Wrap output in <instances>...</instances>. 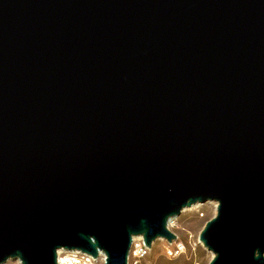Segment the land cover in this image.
<instances>
[{
    "label": "water",
    "instance_id": "obj_1",
    "mask_svg": "<svg viewBox=\"0 0 264 264\" xmlns=\"http://www.w3.org/2000/svg\"><path fill=\"white\" fill-rule=\"evenodd\" d=\"M207 201V264H264V0H0V264Z\"/></svg>",
    "mask_w": 264,
    "mask_h": 264
},
{
    "label": "rangeland",
    "instance_id": "obj_2",
    "mask_svg": "<svg viewBox=\"0 0 264 264\" xmlns=\"http://www.w3.org/2000/svg\"><path fill=\"white\" fill-rule=\"evenodd\" d=\"M213 202L207 201L194 208H183L174 219L173 225H170L169 229L177 236V240L184 244L180 254L175 257L170 256L166 249L168 242L159 238L153 241L148 255L140 264H207L212 254L199 241V233L206 221L216 213ZM63 254H61L62 264H67L68 256L63 257ZM3 264L18 263L10 258ZM94 264H104V261L96 258Z\"/></svg>",
    "mask_w": 264,
    "mask_h": 264
},
{
    "label": "built area",
    "instance_id": "obj_3",
    "mask_svg": "<svg viewBox=\"0 0 264 264\" xmlns=\"http://www.w3.org/2000/svg\"><path fill=\"white\" fill-rule=\"evenodd\" d=\"M172 225L173 224H171V226ZM150 248L151 247L144 243V239L141 235L134 236L131 240V245L128 250L127 264H140L141 261L148 255ZM166 249L170 256L175 257L183 251L184 244L177 240L176 236L172 242H168ZM66 254L68 255L67 264H94L96 258L101 259V255L99 254L97 257L92 258L90 254L80 250H67ZM103 258L105 260L104 255Z\"/></svg>",
    "mask_w": 264,
    "mask_h": 264
},
{
    "label": "bare ground",
    "instance_id": "obj_4",
    "mask_svg": "<svg viewBox=\"0 0 264 264\" xmlns=\"http://www.w3.org/2000/svg\"><path fill=\"white\" fill-rule=\"evenodd\" d=\"M216 201H214L213 202V204H214V206L216 207V203H215ZM197 205H199V203H195V204H193V205H191V206H189V207H186V208H194V207H196ZM176 217H173V218H171L169 221H168V223H167V226H168V228H170V225L171 224H173L174 223V219H175ZM66 252H67V250H64V249H58L57 250V264H62V261H61V254L62 253H64L63 254V257H65L67 254H66ZM98 254L99 255H101V259L102 260H104V258H103V253L101 252V251H99L98 252ZM68 256V255H67ZM68 258V257H67ZM15 259V261L18 263V264H21L20 263V261H19V259H17V258H14ZM67 262H68V260H66Z\"/></svg>",
    "mask_w": 264,
    "mask_h": 264
}]
</instances>
